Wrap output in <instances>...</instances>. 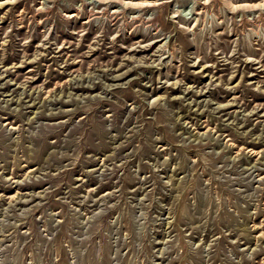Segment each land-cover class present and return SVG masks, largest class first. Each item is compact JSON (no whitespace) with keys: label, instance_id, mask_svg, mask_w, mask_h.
Returning <instances> with one entry per match:
<instances>
[{"label":"rangeland","instance_id":"obj_1","mask_svg":"<svg viewBox=\"0 0 264 264\" xmlns=\"http://www.w3.org/2000/svg\"><path fill=\"white\" fill-rule=\"evenodd\" d=\"M0 264H264V0H0Z\"/></svg>","mask_w":264,"mask_h":264}]
</instances>
